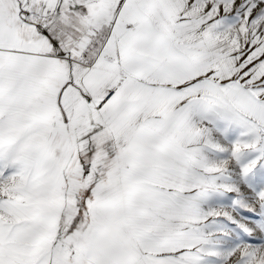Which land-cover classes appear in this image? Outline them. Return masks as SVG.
<instances>
[{"label": "snow or ice", "instance_id": "6c2138e0", "mask_svg": "<svg viewBox=\"0 0 264 264\" xmlns=\"http://www.w3.org/2000/svg\"><path fill=\"white\" fill-rule=\"evenodd\" d=\"M0 264H264V0H0Z\"/></svg>", "mask_w": 264, "mask_h": 264}]
</instances>
